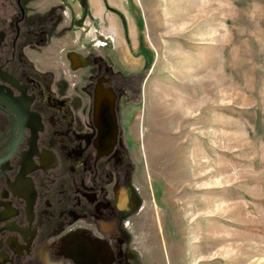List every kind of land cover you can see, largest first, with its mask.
<instances>
[{
    "label": "rangeland",
    "instance_id": "rangeland-1",
    "mask_svg": "<svg viewBox=\"0 0 264 264\" xmlns=\"http://www.w3.org/2000/svg\"><path fill=\"white\" fill-rule=\"evenodd\" d=\"M105 1L124 26L109 18L95 51L140 84L123 118L140 251L149 264H264V0ZM85 5L72 0L77 16ZM70 34L82 39L67 34L64 52L88 56L83 29Z\"/></svg>",
    "mask_w": 264,
    "mask_h": 264
},
{
    "label": "flooded vegetation",
    "instance_id": "flooded-vegetation-1",
    "mask_svg": "<svg viewBox=\"0 0 264 264\" xmlns=\"http://www.w3.org/2000/svg\"><path fill=\"white\" fill-rule=\"evenodd\" d=\"M92 1L77 16L72 0H0V264H149L123 125L140 84L95 51L124 20ZM76 27L88 56L60 45Z\"/></svg>",
    "mask_w": 264,
    "mask_h": 264
}]
</instances>
